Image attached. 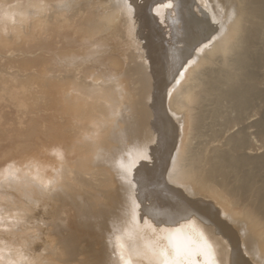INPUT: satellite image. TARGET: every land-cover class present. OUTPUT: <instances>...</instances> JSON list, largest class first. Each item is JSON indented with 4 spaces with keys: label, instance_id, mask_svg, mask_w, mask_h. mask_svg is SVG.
<instances>
[{
    "label": "bare ground",
    "instance_id": "6f19581e",
    "mask_svg": "<svg viewBox=\"0 0 264 264\" xmlns=\"http://www.w3.org/2000/svg\"><path fill=\"white\" fill-rule=\"evenodd\" d=\"M9 1L0 0V9ZM104 1L106 7L95 6L91 13L99 23L96 41L109 42L104 43L108 49L100 56L121 54L119 61L128 60L133 66L130 71L133 68L141 75L135 77L138 83L132 90L146 102L148 120V130L142 127V133L138 125L129 128L131 145L107 161L108 168L124 181L120 184V213L114 215L112 224L115 231L108 225L112 233H105L109 234L107 242L85 261L77 258L66 237H48L45 227H56L54 221L64 222L63 213L68 215L59 209L48 222L58 176L72 171L58 165L51 168L52 178L47 174L51 179L41 180L42 170L50 169L48 164L30 160L28 168L10 165L4 175L0 173L4 178L0 195L5 197L0 222L8 225L12 220L7 218L13 216L18 229L39 234L19 231L9 237L2 231L0 259L12 264H126L128 260L131 264H164V253L172 261L177 259L174 245L179 243L180 264H208L200 250L206 241L215 264H264V0ZM16 4L9 7L11 14L8 9L0 19V50L5 53L15 38L17 47L24 44L23 33L29 31L37 38L45 26L64 27L63 23L73 21L71 13L77 11L80 0ZM151 6L169 32L167 47L154 23L156 15L148 12ZM123 37L126 48H113L116 39ZM91 64V57L83 63L87 75L93 74L94 69L88 71ZM111 70L86 84L66 83L54 72L32 78L16 75L11 79L17 91L13 96L22 97L16 101L22 106L30 103L29 97L44 101L57 93L60 107L66 105L75 110V118L95 121L104 130L115 112L121 114L117 107L124 98L118 80L123 73ZM0 87L6 88V83L1 82ZM75 91L79 96L101 91L95 97L104 98L105 105L102 103L97 115L82 113ZM125 91L130 100V90ZM179 122L180 138L175 127ZM203 126L210 132L205 149L190 147ZM76 127L71 130L75 132ZM82 128L95 135L91 124ZM88 133L82 136V148L93 146ZM176 137L180 140L173 154ZM25 166L29 173L23 170Z\"/></svg>",
    "mask_w": 264,
    "mask_h": 264
},
{
    "label": "rangeland",
    "instance_id": "374dc122",
    "mask_svg": "<svg viewBox=\"0 0 264 264\" xmlns=\"http://www.w3.org/2000/svg\"><path fill=\"white\" fill-rule=\"evenodd\" d=\"M47 1L53 2L54 0ZM104 2V0H80L77 11L71 13L73 21L63 23L64 27L60 25H58V27L45 26L41 31L42 33H38L39 36H37V38L31 32L28 34V31L27 34L23 33L21 35L24 41L23 45L17 47L18 40L15 38L14 41L11 42L8 49L9 52L5 53L3 50H0V83H6V88L3 89L0 87V173L4 175L6 170L10 168V165L11 168H13V166L20 168L27 163V165H29V163L32 162L30 160L35 161V163L38 162V165H41L42 162V164H44L43 166L48 164L46 167L50 169H47V171L46 169L44 171L42 170L44 178H41V180L49 179L52 169L59 168V166L68 167L72 171L69 174H65V176L63 173V176L58 173V185L56 186L57 194L54 202L51 203L53 207H49L50 209H48L50 212L48 222L52 221V218L60 213L59 209H61V212H68V215L63 213L62 216L66 221L62 222L55 220L53 224L56 227L52 225V227L47 226L45 229L49 233L48 237H66L67 244L74 247L77 258L83 261L90 260L92 256L90 255L88 257V255L90 253L92 254L93 251L99 252L101 250L102 242L104 240L107 242L105 237L109 235L105 233H112V231H115L112 227L115 220L114 215L120 213V209L118 208L120 207L119 200L122 194L120 184L124 181L120 177L118 178L113 170L108 168L109 164L107 161H110L111 157L121 153L122 149L131 145L128 138L130 136H127L129 128L138 125L139 129H141V133L144 131L142 127L148 130L146 102L144 99L136 96V92L132 90L136 85L137 76L141 77V75L135 72L133 68L132 71H130L133 66L130 65L131 63L127 62L128 60H125V62L119 61L121 54L111 53L108 55L107 53V56H100L101 51L105 53L108 49V46L106 47L105 45L106 43L108 45L109 42L105 40H103L104 42L102 40H98L99 42L96 41V38H99V33L97 32L99 23L96 17L91 13L94 11L93 9L95 6L106 7ZM16 3L19 5L22 3L21 6H24L26 5V0H11L7 4L3 2L5 7L0 9V19L1 15L5 14L6 11L9 12L8 9H10L11 14L13 11H11L12 8L9 7H11V5L14 7L17 5ZM147 4L148 3H146L145 6H147ZM0 5H2V2ZM153 6L150 7L151 9L149 8L150 10L148 12L156 15L154 23L156 27H159V32H161V43H164L163 46L167 47L170 41L168 38L169 32L167 28L163 27L161 22L162 18L160 19V17L157 16L158 10L156 9V11H153ZM49 12L50 11H47V13ZM108 13L110 12L108 11ZM125 41L126 37L122 39L117 38L113 48L118 47L119 51L122 49L124 50L126 48ZM95 43H97V46ZM99 43L101 46V43H103L104 47H101ZM157 43H160V41ZM92 44H94L95 48L92 47ZM89 46L91 48H89ZM89 49L92 50L90 51ZM91 52L94 53V55L91 54ZM54 53L64 57L57 58L58 56ZM150 56L154 57L153 54H150ZM90 57L92 64L88 71L94 70L93 74L87 75L83 63L85 60L90 59ZM116 59L118 60L117 62ZM90 63L89 61L88 65H90ZM111 69L115 70L114 72L123 73V76L119 77L118 80L121 84L120 87L124 89V98L122 103L117 107L121 109V114L115 112L113 121L110 120V124L104 130L98 127L95 121L86 118L84 119L85 121L82 120V118H75V110H68L66 105L63 107L61 104L60 107L58 98L60 99L61 97L57 93L52 94L50 99L45 98L44 101L38 97H29L30 103L26 102L22 106H18L16 103L17 99H22V97L13 96V93H17V91L15 89L13 90V82L11 79L16 75L21 74L25 75L26 78H32L35 76L41 77L42 75H50L54 72L56 75L59 74V78L63 77L62 80L66 83H80L82 81L86 84L90 82V79L93 77L107 75L108 70L112 71ZM101 71H103L102 74ZM97 82L101 83V80L97 79ZM99 87L104 88V86ZM125 88L128 91L130 90L129 93L132 94L130 95L132 103H130L128 92L125 91ZM100 92L101 91H96L95 94L87 95L80 94L81 96H79L78 91L74 92L77 107H81L82 113L87 111V113L98 114L96 112L98 110L100 111V106L104 103V98L95 97H98ZM136 97H138V99ZM136 99L138 101H136ZM141 105L146 108L143 107V109ZM142 110L144 112H142ZM142 113L144 114L141 115ZM81 120L82 122H80ZM208 122L206 123L208 124ZM84 123L91 124L94 127L95 135L88 133L89 131L86 129H84V131L81 130L83 129L82 126L86 125ZM180 124L181 122L175 126L179 138L181 137ZM74 127H76L75 132L71 130ZM203 127L204 128H200L198 131V138L191 141L192 145H190V147L200 146L199 148L205 149L210 132L206 129V126ZM123 132H125V134H123ZM86 133H88L87 136L89 138H93L94 143L91 147L85 145V147L82 148V144L80 143L85 140L82 136ZM178 137L175 139L176 142L173 154L176 152L175 148L179 145L180 139ZM88 142L87 140V143ZM75 149L79 150L77 151ZM88 150L91 153H89ZM169 162L171 164V158ZM170 164H168L167 170L170 169ZM26 166L23 170L29 173L30 170L28 171V166L27 168ZM47 174L50 176L48 175L47 177ZM52 177L53 175L51 178ZM3 179V177L0 178V182L3 181ZM90 180H92V182H90ZM0 196V203H2L0 205H4L3 198L5 197L3 195ZM236 211L238 212L240 209L236 208ZM7 213H10L8 214L9 216L13 215V211ZM7 221H11L12 224L9 222L8 225H10L8 226L0 222V233H9V237H13V234L19 231L39 234V232H34L33 229H18L19 227L13 224L17 222L13 216L8 217ZM251 246L250 244L248 245V247ZM241 254H244V252H241ZM2 260L3 259H0V264H12ZM85 264L90 263L85 262Z\"/></svg>",
    "mask_w": 264,
    "mask_h": 264
},
{
    "label": "snow or ice",
    "instance_id": "6c2138e0",
    "mask_svg": "<svg viewBox=\"0 0 264 264\" xmlns=\"http://www.w3.org/2000/svg\"><path fill=\"white\" fill-rule=\"evenodd\" d=\"M172 239L175 240L176 238L173 237ZM174 246L176 249L177 259L175 261H172L169 259L167 254L164 253V264H180L179 257L181 255V247L179 243H176ZM200 250L202 251V254L208 258V264H215V261L211 259L210 245H208L206 241H204L203 244L200 246ZM124 259H125L124 256L121 254V260ZM126 264H131V261L128 260Z\"/></svg>",
    "mask_w": 264,
    "mask_h": 264
}]
</instances>
